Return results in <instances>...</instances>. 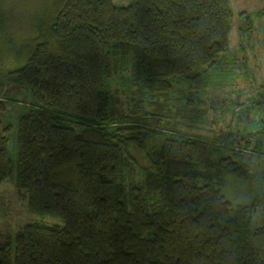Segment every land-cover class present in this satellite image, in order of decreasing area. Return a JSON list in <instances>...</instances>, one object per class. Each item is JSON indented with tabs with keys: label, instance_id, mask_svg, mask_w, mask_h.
Here are the masks:
<instances>
[{
	"label": "trees",
	"instance_id": "trees-1",
	"mask_svg": "<svg viewBox=\"0 0 264 264\" xmlns=\"http://www.w3.org/2000/svg\"><path fill=\"white\" fill-rule=\"evenodd\" d=\"M45 9L10 72L33 104L19 119L16 165L0 137V182L15 175L29 209L59 222L24 224L13 251L0 242V264H264L255 201L223 190L228 176L248 179L241 148L173 133L159 118L161 97L193 106L209 86L230 50L229 0H49Z\"/></svg>",
	"mask_w": 264,
	"mask_h": 264
},
{
	"label": "rangeland",
	"instance_id": "rangeland-1",
	"mask_svg": "<svg viewBox=\"0 0 264 264\" xmlns=\"http://www.w3.org/2000/svg\"><path fill=\"white\" fill-rule=\"evenodd\" d=\"M113 1L117 5L131 2ZM47 3L49 0H0V137L7 138L13 165L18 157L19 119L31 108L33 96L27 85L12 80L10 72L24 63ZM229 4L233 12L230 50L209 71V86L193 97L197 99L193 106L181 101L178 94L177 98L161 97L164 111L159 118L173 133H190L212 140L217 147L241 148L249 167L248 179L228 176L223 190L234 203L255 201L252 226L257 227L264 220V0H229ZM240 27L247 29L243 32ZM130 97L123 96V102L129 103ZM198 97L205 101L198 102ZM168 135L153 133L151 144L159 147ZM27 198L26 192L18 190L15 175L0 182V242L10 243L12 251L15 235L24 224L59 222L31 211Z\"/></svg>",
	"mask_w": 264,
	"mask_h": 264
}]
</instances>
